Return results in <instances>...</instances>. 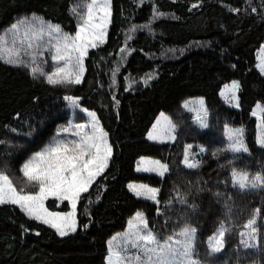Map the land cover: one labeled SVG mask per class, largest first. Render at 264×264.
I'll use <instances>...</instances> for the list:
<instances>
[{
	"label": "trees",
	"instance_id": "1",
	"mask_svg": "<svg viewBox=\"0 0 264 264\" xmlns=\"http://www.w3.org/2000/svg\"><path fill=\"white\" fill-rule=\"evenodd\" d=\"M89 1L0 0V172L18 190L38 191L23 177V164L72 119L87 123L83 109L96 113L112 146L107 169L79 198L75 232L60 236L19 206L0 205V264H107L108 242L127 230L137 212L160 240L195 228L202 264H264V188L241 190L232 176L233 170L264 175V146L253 115L258 104L264 107V73L257 67L264 0H112L107 39L86 56L82 82L49 84L46 75L61 65L52 59L57 37L75 35ZM57 25L59 34L52 31ZM41 31L23 62H6L16 60L10 49L23 52L25 32ZM33 67L45 75L34 76ZM235 81L238 106L222 95ZM66 96L79 98V107ZM196 97L207 103L206 128L185 107ZM162 112L179 128L173 143L147 139ZM261 120L264 128V109ZM228 127L244 130L247 152L229 149ZM189 146L203 148L196 168L184 164ZM142 157L162 160L167 171L137 172ZM132 182L159 189L156 200L136 196ZM47 206L70 210L69 201L58 205L56 198ZM254 217L258 243L247 249L239 233ZM221 226L224 248L213 253L209 240Z\"/></svg>",
	"mask_w": 264,
	"mask_h": 264
},
{
	"label": "snow or ice",
	"instance_id": "2",
	"mask_svg": "<svg viewBox=\"0 0 264 264\" xmlns=\"http://www.w3.org/2000/svg\"><path fill=\"white\" fill-rule=\"evenodd\" d=\"M110 3L111 0H91V3L86 5L87 18L83 20L75 35L63 34L62 37H57L55 55L52 56V59L65 61V67H58L54 72L46 75V80L49 84L64 85L80 84L82 82L84 57L88 54L90 47L96 48L98 42H104L106 28L110 22ZM96 11L102 12L103 15L97 17L95 15ZM73 12H76L75 8ZM16 28L17 26L13 25V29L15 30ZM52 31L59 34L61 29L57 25L54 26ZM24 38L28 39L27 44H25ZM24 38L20 40L23 52L10 49L9 51H14L16 60L9 57L6 62H23L22 56L29 55L27 50L33 48L32 40L42 39V31L31 36L28 32H25ZM72 52L78 53L75 57V64L79 67L78 72L66 71V68L72 65ZM2 58L3 56H0V59ZM34 61L35 57L33 56ZM31 71L34 76L37 73L45 75L39 67H33ZM238 87V82H233L231 89L234 91ZM65 99L70 101L73 106L79 107V98L66 96ZM200 103L202 105L203 101L201 100ZM185 107H187V104ZM84 111L87 112L88 110L84 109ZM88 115L92 117V134L83 132L86 125H75L80 130L75 133L79 137L78 140L68 142L57 140L53 145L37 152L23 164L20 170L23 173V177L30 184L37 186L38 191L25 193L23 188L18 190L9 176L0 172V205L13 204L19 206L29 217L57 229L60 236L68 235V230L73 232L76 230L75 211L77 202L81 194L87 193L96 178L107 169L112 156V146L107 140L108 134L99 126L94 112H89ZM164 119L169 124V127L157 129L156 126H153V131L148 134L150 140H163L165 136L168 139H175L172 135L175 126L171 125L167 117ZM202 126L207 127L203 122ZM63 131H69V129H63ZM234 134L240 136L242 135V130H236ZM259 143L264 146V136L260 138ZM231 150L234 152H247L248 148L241 140H237L231 146ZM141 163H150L154 167L144 168L143 170L157 171L161 176L167 171V165L161 164L160 161L146 162L142 160ZM185 164L189 168L199 166L197 163H190L187 157L185 158ZM138 170L140 169L138 168ZM232 176L234 186H238L241 190L264 188V175H255L252 177L251 182H249V174L247 172L233 170ZM128 187L137 196L145 195L146 198L154 201L159 192V189L149 188L147 185L130 184ZM49 197H56L61 201H70L72 211L63 214L48 211L45 207V201ZM259 212L260 210L257 209L256 213L259 214ZM134 221L136 222L135 224ZM128 223L130 228H134V231L122 237L123 243L121 245H117L115 250L113 249V241L117 240V236H114L108 242L109 264H133V261H135V264H196V261L192 259L195 228L185 226L179 233L169 235L161 243L157 235L149 230L148 221L143 213L137 212L133 220ZM255 224V217L250 219L247 224V227L251 229L249 233V239L251 240H256L257 229L254 227ZM225 232L226 229L221 226L218 235L212 238L210 249L213 253L220 252L224 248ZM117 235L119 236L120 234ZM177 236L183 239H177ZM242 243L247 248L256 247V244H250L248 240ZM129 247L137 250V254L131 258L124 254Z\"/></svg>",
	"mask_w": 264,
	"mask_h": 264
},
{
	"label": "rangeland",
	"instance_id": "3",
	"mask_svg": "<svg viewBox=\"0 0 264 264\" xmlns=\"http://www.w3.org/2000/svg\"><path fill=\"white\" fill-rule=\"evenodd\" d=\"M89 3H91V0L89 1ZM111 3H112V0H111ZM111 3H110V13H111V15H110V22L108 23V25H107V28H106V36H105V38H104V42L106 41V39H107V35H108V31H109V27H110V24H111V17H112V5H111ZM199 6V4H195V7H194V5H193V8H197ZM95 15L97 16V17H99V16H101V15H103V13L102 12H99V11H96L95 12ZM87 17H86V15H85V17L81 20V24L83 23V20L84 19H86ZM80 24V25H81ZM79 25V26H80ZM78 30H79V28H78ZM59 36H63V35H59ZM72 36H74V35H72ZM103 42V43H104ZM103 43H99L98 42V46L99 45H101V44H103ZM91 49H93V48H89V50H88V53H89V51L91 50ZM78 55V53L77 52H72L71 53V56L73 57V61H72V65L69 67V68H66V71H72V72H78L79 71V67L75 64V57ZM88 55V54H87ZM86 55V56H87ZM86 56L84 57V59H83V68H84V72H83V76H84V73H85V58H86ZM59 62H61V65L59 66V67H65V61H59ZM257 67H258V69L261 71V72H263L264 73V45L261 47V49L259 50V52H258V63H257ZM236 82V81H235ZM232 84H233V82L232 83H229V84H227V85H225V87L223 88V91H222V93H223V96L226 98V100L229 102V103H232V104H234V105H237V103H238V100H239V98H238V93H239V87L237 88V89H235L234 91L231 89V86H232ZM227 86V87H226ZM203 101V104L201 105V103H200V101ZM187 104V109L192 113V115H193V117H194V119H195V122L201 127V128H206V127H203L202 126V122L204 123V124H206L207 125V120H208V107H207V103H206V100H205V98L204 97H196V98H192V99H189L186 103H185V105ZM263 109H264V107L262 106V104H258V106L255 108V115H256V117L258 118V121H259V123H258V125H259V141H260V138L262 137V136H264V128H263V125H262V120H261V117H262V113H263ZM83 111H84V109H83ZM89 112H92V111H87V112H85L84 111V113H85V115H86V117L88 118V120H87V123H83V124H81V125H86V127L83 129V132H86V133H88V134H92V127H91V124H92V117L91 116H89L88 115V113ZM96 114V113H95ZM161 114H163V115H161ZM165 117H167L168 118V121H170L171 122V125H174L175 127H174V131L172 132V135L175 137V139H176V137H177V133H178V130H179V128H178V126H177V124H175L174 122H173V120L171 119V117L168 115V114H166V113H164V112H162V113H160L159 115H158V117H157V119H156V121L154 122V124H153V126H156L157 127V129H164V128H168L169 127V124L165 121ZM96 119H97V122H98V124H99V126L102 128V126H101V124H100V121H99V119H98V117H97V115H96ZM159 121V123H157ZM75 125H79V124H77V122H75V120H71L70 121V123H69V125L68 126H64L63 128H61V130H60V132H59V135L53 140V142L52 143H50V144H48V145H46V147L45 148H47V147H49L50 145H53L57 140H64L65 142H68V141H71V140H78L79 139V137L78 136H76L75 135V133L77 132V131H80L79 129H77L76 127H75ZM153 126L151 127V129H150V131H149V133L150 132H152L153 131ZM63 129H69V131H63ZM103 129V128H102ZM104 130V129H103ZM236 130H242V135H240V136H237V135H235L234 133L236 132ZM105 131V130H104ZM107 133V132H106ZM148 133V134H149ZM83 134V133H82ZM226 134H227V138H228V147H229V149L231 150V146L237 141V140H241L242 142H243V144L247 147V145H246V142H245V138H244V130L243 129H241V128H232V127H228L227 128V131H226ZM147 139L148 140H150L149 138H148V135H147ZM175 139H168L167 138V136H165V138L163 139V140H150V141H152V142H155V143H173L174 141H175ZM107 140H108V142H109V136L107 135ZM110 143V142H109ZM44 148V149H45ZM43 149V150H44ZM42 150V151H43ZM203 151V148L202 147H200V149H199V151H193L190 147L188 148V150H187V154H186V157H187V159H188V161L190 162V163H197V154H199L200 152H202ZM232 151V150H231ZM232 152H234V151H232ZM235 153H243V151H241V152H235ZM142 160H144V161H160V163L161 164H165L162 160H159V159H155V158H152V157H142V158H140L139 159V161L137 162V165H136V170H137V172H140V173H147V174H155V175H159V173L157 172V171H145V170H143L144 168H151V167H154L153 165H151L150 163H141V161ZM184 164H185V160H184ZM166 165V164H165ZM186 165V164H185ZM138 168L140 169V170H138ZM248 173V172H247ZM249 174V182H251V179H252V177H254V176H252V174H250V173H248ZM99 177V176H98ZM97 177V178H98ZM96 178V179H97ZM130 184H132V185H147V184H144V183H138V182H132V183H130ZM129 184V185H130ZM233 185H234V181H233ZM149 188H155V187H152V186H150V185H147ZM235 187H238V186H235ZM239 188V187H238ZM157 189V188H156ZM257 189V188H256ZM245 190H252L251 188H249V189H245ZM132 191V190H131ZM133 192V191H132ZM134 193V192H133ZM83 194V193H82ZM81 194V195H82ZM135 194V193H134ZM136 195V194H135ZM137 196V195H136ZM157 196V195H156ZM138 197H141V198H146V196L145 195H141V196H138ZM51 198H56V197H49L46 201H45V207L48 209V211H50V212H56V213H61V214H63V213H69V212H71L72 211V206H71V203H70V201H69V204H70V210L69 211H67V212H63V211H54V210H52V209H50L48 206H47V201L49 200V199H51ZM57 199V198H56ZM146 199H148V198H146ZM151 200V199H150ZM57 201H58V205H61L64 201H61V200H59V199H57ZM66 201V200H65ZM79 201V200H78ZM77 205H78V202H77ZM77 205H76V211H75V220H76V230H77V228H78V220H77ZM144 215V214H143ZM144 217H145V215H144ZM134 218V217H133ZM133 218L131 219V220H133ZM136 222L134 221V224H135ZM224 228H225V226H223ZM221 229V228H220ZM219 229V230H220ZM226 229V228H225ZM67 230V229H66ZM75 230V231H76ZM150 230V229H149ZM219 230L211 237V239L209 240V244H208V246L210 247V243L212 242V238H214V237H216L217 235H218V232H219ZM74 231V232H75ZM132 231H134V228H130V227H128L127 228V230L126 231H124L123 233H120V235L118 236V235H116L117 236V240L116 241H113V249L115 250V248H116V246L117 245H121L122 243H123V240H122V237L125 235V234H127V233H130V232H132ZM251 232V229L249 228V227H247L246 226V228L245 229H243V230H241L240 231V233H239V240H240V244H242L244 247H245V245H244V243H242L243 241H245V240H248V242L250 243V244H256L257 245V235H258V233H256L255 235H256V240H251V239H249V233ZM70 233H73V231H71V230H68V234H70ZM225 237V236H224ZM177 239H183L182 237H179V236H177L176 237ZM112 240V239H111ZM110 240V241H111ZM161 241V243H163V240H160ZM194 248H195V239H194ZM245 248H247V247H245ZM254 248V247H253ZM247 249H251V248H247ZM125 255H127L128 257H133L134 255H136L137 254V250L136 249H134V248H131V247H129L128 248V251L126 252V253H124ZM108 257H109V254H108ZM108 257H107V264H109V261H108ZM192 259L194 260V261H196V264H202L200 261H199V259H197V257H196V252H195V250L193 249V256H192ZM133 264H135V261H133Z\"/></svg>",
	"mask_w": 264,
	"mask_h": 264
}]
</instances>
